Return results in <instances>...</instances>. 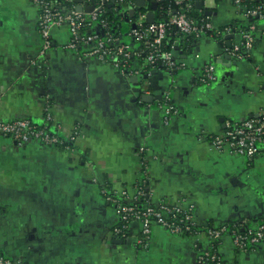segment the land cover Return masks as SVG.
I'll use <instances>...</instances> for the list:
<instances>
[{
    "label": "crops",
    "instance_id": "obj_1",
    "mask_svg": "<svg viewBox=\"0 0 264 264\" xmlns=\"http://www.w3.org/2000/svg\"><path fill=\"white\" fill-rule=\"evenodd\" d=\"M73 2L78 9L83 0ZM200 2L196 10L216 30L249 24L232 0ZM39 14L32 0H0V121L44 125L49 115L65 142L78 125L82 134L69 150L0 135V256L24 264H197L215 250L226 264H264V243L241 252L230 234L214 244L204 232L174 236L155 226L145 250L135 245V223L116 239L121 220L108 200L134 192L146 147L152 203L184 198L203 227L264 222V157L249 162L210 143L228 121L264 113V18L249 60L229 58L239 35L188 47L179 38L173 51L184 69H155L134 81L67 49L66 26L53 29L44 51ZM213 63L217 82L201 83ZM167 93L179 112L168 122L159 107ZM153 96L162 99L145 102Z\"/></svg>",
    "mask_w": 264,
    "mask_h": 264
},
{
    "label": "built area",
    "instance_id": "obj_2",
    "mask_svg": "<svg viewBox=\"0 0 264 264\" xmlns=\"http://www.w3.org/2000/svg\"><path fill=\"white\" fill-rule=\"evenodd\" d=\"M139 0H83L82 11L77 6H63L57 0H32L39 8V32L44 41V51L53 45L52 31L54 28L66 26L69 30L70 41L66 48L87 59H94L109 64L128 76H142L146 65L155 66L161 63L168 71L184 69L183 64L176 60L175 44L170 43L171 33L182 36H194L197 40L204 37L223 38L232 34L239 35L240 41L231 50V57L238 61L251 58L255 48L257 22L264 18V1L254 6H248L245 0H232L249 21L243 29L226 27L222 32L214 29L209 18L201 21L190 14L195 11V5L200 0H153L154 4L173 2L167 12V19H157L148 22V14L152 9L138 6ZM112 10L118 24L113 27L104 16ZM133 13V16L131 14ZM169 47V46H168ZM142 59V60H141ZM144 60L145 64H141ZM203 84L211 85L217 82L215 65L209 64L200 76ZM159 105L164 111L166 122L179 112L171 102L170 93ZM44 125H37L30 119H19L13 122L0 121V135L23 144L30 140L39 141L53 147L72 149L82 134V127L76 126L67 142L53 133L48 115ZM212 147L219 151H227L253 161L264 157V113L258 117L240 121H228L224 131L212 136ZM141 178L135 190H122L117 195H110L109 202L115 206L121 222L114 228L117 236L127 235L131 226L140 225V232L134 237L135 245L148 249L153 239V229L159 226L174 236L196 235L205 233L214 244L223 236L231 235L233 244L238 251L245 252L255 249L264 243V222L251 227L247 222L228 223L220 227H203L196 220V209L193 204H187L184 198L177 201L168 200L158 204L152 203L149 196V152L141 147ZM0 264H24L22 259L0 256ZM197 264H226L217 251L202 253Z\"/></svg>",
    "mask_w": 264,
    "mask_h": 264
},
{
    "label": "trees",
    "instance_id": "obj_3",
    "mask_svg": "<svg viewBox=\"0 0 264 264\" xmlns=\"http://www.w3.org/2000/svg\"><path fill=\"white\" fill-rule=\"evenodd\" d=\"M57 1L59 3H61L63 6H72L75 3V2H73L74 0L73 1L72 0H57ZM145 1L147 3V6L150 7V9H153V4H154L153 0H145ZM245 2H246V4L248 6H254V5L259 4V3H251L248 0H245ZM141 7H144V6H141ZM170 7H174V3L173 2L167 1V2H164V3H159V5L156 7V10H155L157 19H163V18L167 19L168 18L167 17V12H168V9ZM190 15L193 18H196L198 21H201L202 19L205 18V14H203L201 11L198 12L196 10V5H195V11L192 12ZM104 17L107 18V20L109 21V23L111 25L113 24V27L118 24V21H116V18L114 17V14H113L112 10H108L107 14ZM228 27H231L232 29H236V30L239 29V28H241V29L245 28V27H243V26H241L239 24L228 26ZM219 31L222 32L223 29H220ZM211 34H213V32L208 33L209 37H210ZM177 39H179L180 42L184 43V45L186 47H188L189 44H192L194 41L197 40L196 38H194V36L185 37V36H182L180 34H175V32L173 30V33H171V37H170V43L167 45V49H169L170 45L174 44L173 42L177 41ZM181 39H183V40H181ZM214 39H216V38H214ZM142 63L145 64L144 60L141 62V64ZM155 69L156 70H166V68L163 67L161 65V63H157L155 66L146 65V67L144 68V71H143L144 73L143 74L146 75V74L150 73L151 71H153ZM121 236L125 237L127 235H124V236L121 235Z\"/></svg>",
    "mask_w": 264,
    "mask_h": 264
},
{
    "label": "water",
    "instance_id": "obj_4",
    "mask_svg": "<svg viewBox=\"0 0 264 264\" xmlns=\"http://www.w3.org/2000/svg\"><path fill=\"white\" fill-rule=\"evenodd\" d=\"M114 1V0H113ZM144 4H145V2L143 1V0H139L138 1V6H144ZM197 5H198V7H200L201 5H202V2H198L197 3ZM156 7H157V4H154L153 5V9L155 10L156 9ZM78 10L79 11H82V7L81 6H79L78 7ZM131 16H133V13L131 14ZM148 22H150V23H153V22H155V14L154 13H149L148 14ZM234 35H231V36H229L228 38H232ZM229 58L231 59L232 57L231 56H229ZM120 71V70H119ZM121 72V71H120ZM128 76V75H127ZM129 78H131L132 80H134V81H138L139 80V76H128ZM160 99H162V97L161 96H153V97H148V98H144V100H145V102H153L154 100H160ZM115 238L116 239H119V237L118 236H115Z\"/></svg>",
    "mask_w": 264,
    "mask_h": 264
}]
</instances>
